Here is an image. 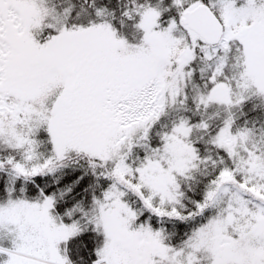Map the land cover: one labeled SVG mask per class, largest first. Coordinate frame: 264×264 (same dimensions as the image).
I'll use <instances>...</instances> for the list:
<instances>
[{
    "label": "snow or ice",
    "instance_id": "6c2138e0",
    "mask_svg": "<svg viewBox=\"0 0 264 264\" xmlns=\"http://www.w3.org/2000/svg\"><path fill=\"white\" fill-rule=\"evenodd\" d=\"M0 264H264V0H0Z\"/></svg>",
    "mask_w": 264,
    "mask_h": 264
}]
</instances>
